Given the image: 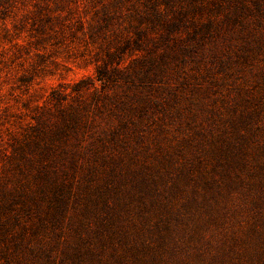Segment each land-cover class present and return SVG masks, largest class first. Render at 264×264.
Masks as SVG:
<instances>
[{"label": "rangeland", "instance_id": "374dc122", "mask_svg": "<svg viewBox=\"0 0 264 264\" xmlns=\"http://www.w3.org/2000/svg\"><path fill=\"white\" fill-rule=\"evenodd\" d=\"M136 1L0 0V264H264V0L224 1L163 84L73 94L89 124L46 150L51 92L96 78L99 18Z\"/></svg>", "mask_w": 264, "mask_h": 264}, {"label": "trees", "instance_id": "16d2710c", "mask_svg": "<svg viewBox=\"0 0 264 264\" xmlns=\"http://www.w3.org/2000/svg\"><path fill=\"white\" fill-rule=\"evenodd\" d=\"M224 1L226 0H137L127 8L115 6L114 9H104L99 18L101 27L93 32L98 36L105 30V56L101 57L104 62L98 66L96 78H85L74 83L70 92L64 84H60L51 92V103L60 113L62 123L50 131L51 142L46 146V150L52 153L50 155L59 154L54 152V146L58 144L55 142H60L64 137L69 139L89 124L90 116L85 112V105H75L72 102L75 98L72 97L75 96L73 94L81 98L93 88L92 98L98 101L100 93L97 82H100L102 91L120 82L144 87L154 83L163 84L171 58L183 61L186 56L193 54L203 41L213 36L214 20H217V17H213L224 9ZM256 1L254 5L260 13L261 1ZM238 3L240 5L233 8L234 14L250 10L242 1ZM210 4L213 7H210L207 19H204V10ZM237 18L230 19L236 21ZM184 33L187 37H184ZM112 35L116 37L110 38ZM138 52L144 54L134 56ZM127 54L133 57L128 65L125 64ZM51 177L50 172L45 170L42 178L47 184L52 180ZM52 183H56V180ZM55 189L61 190L62 187L60 189L57 183ZM9 223L8 220L0 218L2 241L7 238L6 233L13 229L9 228ZM17 244L15 242V245Z\"/></svg>", "mask_w": 264, "mask_h": 264}]
</instances>
